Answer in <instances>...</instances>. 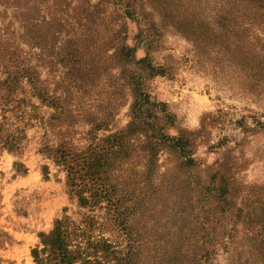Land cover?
Wrapping results in <instances>:
<instances>
[{"label":"rangeland","instance_id":"rangeland-1","mask_svg":"<svg viewBox=\"0 0 264 264\" xmlns=\"http://www.w3.org/2000/svg\"><path fill=\"white\" fill-rule=\"evenodd\" d=\"M40 1L44 11L60 12L67 23L61 24L80 35L88 63L74 76L55 54L53 65L46 57L36 62L42 80L65 93L61 109L24 90L10 105L5 129L19 148L0 146V264H39L32 249L41 242L40 233L51 231L64 215L87 223L88 252L106 240L133 253L132 264H264V86L252 87L235 45L215 37L222 30L219 16L232 2ZM238 26L264 54V27L244 19ZM126 39L134 46L131 58L121 49ZM143 56L151 67L141 68ZM141 90L149 96L144 105L151 114L149 129H133L142 119L134 109ZM31 101L45 117L58 116L64 104L70 111L60 116L63 124L27 125ZM1 113L0 106V122ZM165 134L187 135L194 168L185 167L174 138L158 140ZM109 136L114 141H105L113 153L106 173L110 199L81 207L69 193L65 166L43 150L44 142L52 146L66 137L77 151L90 150L104 147ZM217 171L229 180V202L215 186L219 179L206 181ZM104 262L117 264L111 257Z\"/></svg>","mask_w":264,"mask_h":264},{"label":"trees","instance_id":"trees-1","mask_svg":"<svg viewBox=\"0 0 264 264\" xmlns=\"http://www.w3.org/2000/svg\"><path fill=\"white\" fill-rule=\"evenodd\" d=\"M230 1L232 7L219 16L222 30L217 32L215 37L222 42L225 40L227 46L235 45L236 57L246 60L247 72L252 81L251 86L256 87L257 83L264 86V54L255 49L250 36H242L237 31L239 21L242 19L264 27V0ZM40 4V0H0V106L2 111L0 146L9 150H17L19 145L15 135L5 129L4 122L7 120L8 111L11 110L9 109L10 105L18 100L20 91L28 92L31 99L35 98L56 107V110L61 109V105L65 102L64 92L58 93L57 88L50 87L49 81L46 83L42 80L40 72H38L39 64L36 62H40L42 58L46 57L49 64L53 65L54 57H50V55L55 54L59 57L58 62L68 69V74L78 76L84 73L87 68L86 43L79 40L80 35L75 34L74 29L61 24L62 21L65 22V19L60 12L57 13L56 10L46 12L40 7ZM127 16L134 18L131 11H127ZM59 24L60 28L57 27ZM65 24L67 23L65 22ZM241 38H243L244 51L240 46ZM56 49H58L57 53ZM121 49L126 57L134 56V46L128 43L127 39L121 45ZM138 63L141 64V68L151 67L147 56L139 58ZM138 83L139 79L135 76L134 87H138ZM138 95V102L135 103L134 109L142 113V119L134 122L133 129L136 126L146 128V118L151 117V114L147 115L144 112L148 94L141 90ZM29 104L31 107L27 111L28 118L25 122L27 125L31 124L33 120L41 121L42 124L47 123L46 121L52 123L53 120H56L63 124L64 118L62 119L60 116L70 111L69 105L64 104L58 116L53 113L45 117L38 112L39 105L36 102L31 101ZM56 113L58 112L56 111ZM23 133L26 135L24 128ZM111 138L113 137L109 136L104 140L102 148L96 146L95 149L79 151L66 137L52 146L44 142L43 150L51 155L58 164L65 166L69 193L72 198H77L81 207H93L105 197L110 199L111 193L108 185L111 178L110 176L106 178V173L109 171V167H113L109 160V156H112L113 153L106 147L105 141L108 144L114 143ZM171 138H174L173 146L185 159V167L194 168L195 160L187 158L186 153V146L191 140L185 134L178 137H170L165 134L158 140L166 143L172 141ZM119 141L123 143L121 137H119ZM101 159H104L102 164H100ZM101 168L102 171H100ZM211 177L210 181L206 179L208 185L219 179V185L215 184V186L219 187L220 197L229 202L228 197L226 198L229 192V180L218 171ZM111 187L112 191H115V184ZM208 191L209 189H205L204 193ZM227 210L229 211V208ZM83 225L87 226V223L83 222ZM83 225L74 221L69 215L57 218L51 231L40 233L41 242L32 249L34 260L39 264H105V258L111 257L117 264H132L133 253L116 250L106 240L99 241L100 247L97 251L88 252L89 248L84 238L86 228ZM229 243V238L224 240L225 249L229 248ZM261 244H264V238ZM206 250V257H209L210 253L208 249ZM99 252H102L103 255H99Z\"/></svg>","mask_w":264,"mask_h":264}]
</instances>
